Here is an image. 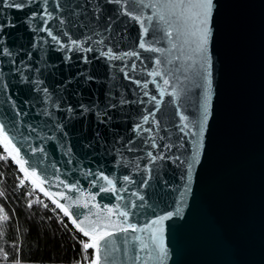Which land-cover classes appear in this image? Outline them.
Here are the masks:
<instances>
[{
    "label": "water",
    "instance_id": "95a60500",
    "mask_svg": "<svg viewBox=\"0 0 264 264\" xmlns=\"http://www.w3.org/2000/svg\"><path fill=\"white\" fill-rule=\"evenodd\" d=\"M169 2L0 0V124L70 222L137 227L101 264H264V0H213L210 68Z\"/></svg>",
    "mask_w": 264,
    "mask_h": 264
},
{
    "label": "trees",
    "instance_id": "16d2710c",
    "mask_svg": "<svg viewBox=\"0 0 264 264\" xmlns=\"http://www.w3.org/2000/svg\"><path fill=\"white\" fill-rule=\"evenodd\" d=\"M82 242L89 238L33 188L0 145V264H78L93 256Z\"/></svg>",
    "mask_w": 264,
    "mask_h": 264
},
{
    "label": "snow or ice",
    "instance_id": "6c2138e0",
    "mask_svg": "<svg viewBox=\"0 0 264 264\" xmlns=\"http://www.w3.org/2000/svg\"><path fill=\"white\" fill-rule=\"evenodd\" d=\"M15 7L19 8L21 7L20 4H15ZM165 8L178 10V12H174V15H178L184 22V24L187 26V36L189 37V40L187 41L190 45H194L193 51L195 54H198L202 57H204L208 62V67H211L210 59L207 58V52H208V44H209V37L211 34V28L209 26L210 24V16L212 13V9L214 7L213 0H170L169 3H166L163 5ZM137 20H140V17H134ZM159 20L162 22L167 23L168 21L165 19L164 14L159 15ZM143 23V21H141ZM147 28H145V32L147 33ZM168 35H171V32L168 33ZM75 43V41H73ZM145 44L140 43V48H144ZM153 51L159 52L160 49H152ZM131 55H136V53H131ZM157 63L159 64L160 61L157 60ZM208 88L205 93L204 98V107H203V119L198 122V130L194 135H196L198 138L203 137V133L205 130V125L207 124L208 117H209V107H210V101L212 98V89H211V72H208ZM165 84H168L167 80H164ZM155 99V97H153ZM184 119H187V117H184ZM145 121H147V117H145ZM189 127L188 124H184L183 128L187 129ZM183 131V129H182ZM0 134L3 135V140L5 147L7 148L9 145L12 146V150L16 153V155L13 156V159L16 160V163L20 165V170L22 172H25L31 177H36L37 174L35 170L32 172H29L27 168L24 167V165L27 163L26 160H23L19 158V149L15 147V145L12 144V141L8 137V134L4 131V125L0 124ZM200 158V151L199 147L193 151L192 153V162L196 163L199 162ZM191 167L192 165L189 164V179H191ZM104 180H107L109 185L113 184V181L108 179V177H103ZM127 179V177H125ZM33 183H36V180H33ZM44 189L41 188V191ZM103 190V189H102ZM110 191L115 192L116 188L112 187L111 189H108ZM49 193H46L48 195ZM94 199V197H93ZM142 200L143 197H140ZM54 203H56L57 207L62 209L65 216L72 217L73 213L69 211L65 205L59 203V201L54 200ZM87 207V205H84ZM109 213L112 212L111 209L108 210ZM172 213H169L168 216L160 217L158 220H153L151 224H149L147 227L152 228L153 225H159L161 222L165 219H168ZM119 216L124 217L125 220L128 217V212L121 211L119 213ZM4 219H7L5 216ZM84 221H87L91 228H85L83 226ZM84 221L77 222V219L73 218L72 223L76 226V228L83 234V236L88 237L90 242H82L83 243V249H94L96 251V259L93 261V264H101L100 260V245L102 241H106L108 238L113 236V232L109 231L108 229L110 227H118L121 232H128L129 230H132L133 232L138 231L137 227L135 225L129 224L127 227H124L123 224H111L107 223L104 224L103 227L101 226L99 221H92L89 220L88 217L84 218ZM162 231V228H156L153 232L152 239H156L155 233ZM147 246H144V249H146ZM141 249V250H144ZM160 253L162 256H166L167 252L161 245L160 247ZM18 264V262H17Z\"/></svg>",
    "mask_w": 264,
    "mask_h": 264
},
{
    "label": "built area",
    "instance_id": "2783aa9c",
    "mask_svg": "<svg viewBox=\"0 0 264 264\" xmlns=\"http://www.w3.org/2000/svg\"><path fill=\"white\" fill-rule=\"evenodd\" d=\"M32 184V183H31ZM33 185V184H32ZM33 188L37 189L34 185ZM38 190V189H37ZM39 191V190H38ZM40 192V191H39ZM56 206V205H55ZM57 207V206H56ZM94 261V255L93 256H89V255H85L84 260L80 261L78 264H93Z\"/></svg>",
    "mask_w": 264,
    "mask_h": 264
},
{
    "label": "rangeland",
    "instance_id": "374dc122",
    "mask_svg": "<svg viewBox=\"0 0 264 264\" xmlns=\"http://www.w3.org/2000/svg\"><path fill=\"white\" fill-rule=\"evenodd\" d=\"M30 182V181H29ZM31 183V182H30ZM90 242V241H89Z\"/></svg>",
    "mask_w": 264,
    "mask_h": 264
}]
</instances>
